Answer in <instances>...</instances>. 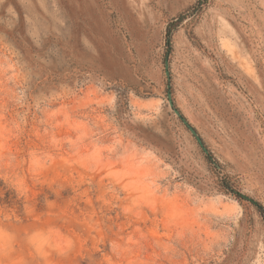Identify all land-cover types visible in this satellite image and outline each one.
Here are the masks:
<instances>
[{
  "label": "rangeland",
  "instance_id": "374dc122",
  "mask_svg": "<svg viewBox=\"0 0 264 264\" xmlns=\"http://www.w3.org/2000/svg\"><path fill=\"white\" fill-rule=\"evenodd\" d=\"M263 215L264 0H0V264H264Z\"/></svg>",
  "mask_w": 264,
  "mask_h": 264
},
{
  "label": "water",
  "instance_id": "95a60500",
  "mask_svg": "<svg viewBox=\"0 0 264 264\" xmlns=\"http://www.w3.org/2000/svg\"><path fill=\"white\" fill-rule=\"evenodd\" d=\"M164 69H165V77L167 79V81L169 82L170 80V73H169V63H168V59L166 58L165 63H164ZM168 89V93H167V103L168 106L170 108V110L174 113V115L179 118L182 123L184 124V126L188 129V131L190 132V134L194 137L195 141L197 142L198 146L202 149V151L207 154V150L205 149V147L203 146V143L201 141V139L199 138V136L197 135L196 131L189 126V124L181 117L180 113L178 112L177 109H175L174 105H173V101H172V97H171V93L169 92V86L167 87ZM215 167L218 169V167L215 165ZM243 199H245V197L242 196Z\"/></svg>",
  "mask_w": 264,
  "mask_h": 264
},
{
  "label": "trees",
  "instance_id": "16d2710c",
  "mask_svg": "<svg viewBox=\"0 0 264 264\" xmlns=\"http://www.w3.org/2000/svg\"><path fill=\"white\" fill-rule=\"evenodd\" d=\"M177 22H179V21H177ZM173 26V24H171L170 26H169V28H168V33L170 32V28ZM170 42L168 41L167 42V46L169 47L170 46V44H169ZM208 160L210 161V163H212V159L210 158V157H208ZM221 184H222V186L229 192V193H231L232 195H234L237 199H240V200H243V198H242V196L238 193V192H236V191H234L232 188H230V186H228V184H227V182L225 181V180H222L221 181ZM257 207H259V206H257ZM264 216V215H263Z\"/></svg>",
  "mask_w": 264,
  "mask_h": 264
}]
</instances>
